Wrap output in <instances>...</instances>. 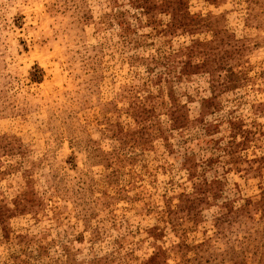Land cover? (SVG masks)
I'll return each mask as SVG.
<instances>
[{"label": "rangeland", "instance_id": "1", "mask_svg": "<svg viewBox=\"0 0 264 264\" xmlns=\"http://www.w3.org/2000/svg\"><path fill=\"white\" fill-rule=\"evenodd\" d=\"M0 264H264V0H0Z\"/></svg>", "mask_w": 264, "mask_h": 264}]
</instances>
